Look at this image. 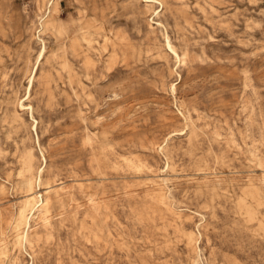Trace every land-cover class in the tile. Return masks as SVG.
<instances>
[{
  "label": "rangeland",
  "instance_id": "374dc122",
  "mask_svg": "<svg viewBox=\"0 0 264 264\" xmlns=\"http://www.w3.org/2000/svg\"><path fill=\"white\" fill-rule=\"evenodd\" d=\"M0 264H264V0H0Z\"/></svg>",
  "mask_w": 264,
  "mask_h": 264
},
{
  "label": "bare ground",
  "instance_id": "6f19581e",
  "mask_svg": "<svg viewBox=\"0 0 264 264\" xmlns=\"http://www.w3.org/2000/svg\"><path fill=\"white\" fill-rule=\"evenodd\" d=\"M168 45H169V44H168ZM47 199H48V198H45V203H47Z\"/></svg>",
  "mask_w": 264,
  "mask_h": 264
}]
</instances>
